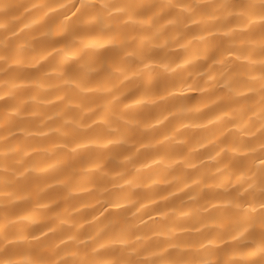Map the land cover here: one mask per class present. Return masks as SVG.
<instances>
[{"label": "clouds", "instance_id": "1", "mask_svg": "<svg viewBox=\"0 0 264 264\" xmlns=\"http://www.w3.org/2000/svg\"><path fill=\"white\" fill-rule=\"evenodd\" d=\"M0 264H264V0H0Z\"/></svg>", "mask_w": 264, "mask_h": 264}]
</instances>
